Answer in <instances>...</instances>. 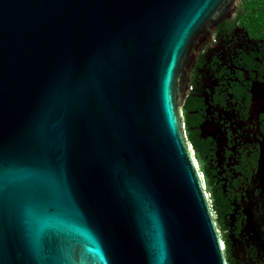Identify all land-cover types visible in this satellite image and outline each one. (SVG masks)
Returning a JSON list of instances; mask_svg holds the SVG:
<instances>
[{
  "label": "water",
  "instance_id": "obj_1",
  "mask_svg": "<svg viewBox=\"0 0 264 264\" xmlns=\"http://www.w3.org/2000/svg\"><path fill=\"white\" fill-rule=\"evenodd\" d=\"M238 1L0 0V264H264V41H210Z\"/></svg>",
  "mask_w": 264,
  "mask_h": 264
},
{
  "label": "flooded vegetation",
  "instance_id": "obj_2",
  "mask_svg": "<svg viewBox=\"0 0 264 264\" xmlns=\"http://www.w3.org/2000/svg\"><path fill=\"white\" fill-rule=\"evenodd\" d=\"M241 15L237 22L235 23V27H237L238 25L241 26V28L243 29V31L245 32L246 38L248 40H257V41H264V12H261L260 16L263 17L262 18H255L254 20H252V22L250 21V19L246 18L245 12L242 8V0L238 1V3L236 4V9L234 11V13L230 16V18L228 20H225L223 22H221L218 27L213 30L210 34V41L211 43H213V34L218 32L220 27H222L223 25H225L226 23L232 21L233 18H235L236 16ZM252 23V25L250 26L249 24ZM205 52V49H202L200 52H198L194 58V64H196V61L198 59V57L200 55H203V53ZM192 71H189L187 73V87L184 89L183 91V98L185 95V92L189 89L191 81H192V75H191ZM183 100H182V104H181V115H182V119H183V129L185 132V137L188 140V142L191 145L192 151H194V157L198 166L199 171L201 172L202 175V180H203V184H204V189L207 191L209 199H210V204H211V208L214 214V217L217 221L218 224V228H219V232H220V236L222 240H227V231L223 230V219L222 217H218V212L221 210L220 208H217L215 206V196L212 193V188L215 186L214 182H209L208 181V177L207 174L204 171V162L202 161V159L199 156V152L194 144V142L191 140L190 138V132L187 130L188 128V124H187V111L183 108ZM228 243L225 242L223 244L224 246V256L225 259L227 261L228 264H232L231 263V257H230V251L228 248Z\"/></svg>",
  "mask_w": 264,
  "mask_h": 264
},
{
  "label": "trees",
  "instance_id": "obj_3",
  "mask_svg": "<svg viewBox=\"0 0 264 264\" xmlns=\"http://www.w3.org/2000/svg\"><path fill=\"white\" fill-rule=\"evenodd\" d=\"M242 8L247 19H263V17L258 14L264 12V0H242Z\"/></svg>",
  "mask_w": 264,
  "mask_h": 264
},
{
  "label": "rangeland",
  "instance_id": "obj_4",
  "mask_svg": "<svg viewBox=\"0 0 264 264\" xmlns=\"http://www.w3.org/2000/svg\"><path fill=\"white\" fill-rule=\"evenodd\" d=\"M252 20H254V19H250V21H251V22H252ZM249 25L251 26V25H252V23H250Z\"/></svg>",
  "mask_w": 264,
  "mask_h": 264
}]
</instances>
